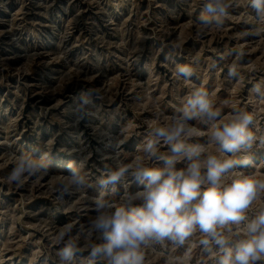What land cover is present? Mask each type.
Instances as JSON below:
<instances>
[{
	"label": "rangeland",
	"instance_id": "374dc122",
	"mask_svg": "<svg viewBox=\"0 0 264 264\" xmlns=\"http://www.w3.org/2000/svg\"><path fill=\"white\" fill-rule=\"evenodd\" d=\"M225 3L223 24L204 27L205 0H0V264H108L91 255L106 243L91 230L96 202L119 205L143 191L137 165L163 166L144 150L153 128L171 124L196 88L226 118L252 115L256 140L235 154V172L264 178V15L252 0ZM180 66L192 69L189 79ZM188 124L187 142L205 143L211 124ZM157 148L169 151L163 141ZM22 157L39 169L9 180ZM120 168L119 181L101 183ZM260 208L264 194L245 221L220 229L226 248ZM69 241L73 256L63 260ZM138 251L142 264H220L224 255L198 228L182 244L152 237Z\"/></svg>",
	"mask_w": 264,
	"mask_h": 264
},
{
	"label": "clouds",
	"instance_id": "9594fccd",
	"mask_svg": "<svg viewBox=\"0 0 264 264\" xmlns=\"http://www.w3.org/2000/svg\"><path fill=\"white\" fill-rule=\"evenodd\" d=\"M252 4L259 15H264V0H252ZM226 8L225 0H205L207 14L201 15L198 22L204 27L214 24L220 27ZM178 75L189 79L192 69L180 66ZM179 112L173 116L171 124L153 128V139L144 146L145 152L162 161L163 166L137 165L135 175L144 185L143 191L126 197L119 205L102 199L96 202L97 215L91 222V230L100 233L106 243L93 246L91 255L102 256L108 264H142L144 257L138 251L141 242L155 237L170 238L182 244L198 228L224 248L220 264L264 262V208L256 211L248 221L243 237L236 241L234 248L225 247L227 237L220 230L227 228L231 232L230 225L245 221L247 211L264 194V178L235 172L241 164L235 154L251 148L256 140L249 129L252 115L234 112L226 118L203 88L193 89ZM196 117L211 124L203 144L187 142L192 131L188 121ZM161 141L169 146L167 154L158 152L157 145ZM185 160L186 166L177 169L176 164ZM243 163L249 161L246 159ZM38 169L35 160L22 157L9 180L20 181L23 173L32 174ZM126 170L120 168L112 172L101 183L119 181ZM229 176H232L230 183L226 182ZM71 179L73 183L84 182L75 168ZM71 229L72 225H67L59 233V239L63 240ZM202 243L207 245L209 241L205 239ZM73 252V244L69 241L59 255L63 260H70Z\"/></svg>",
	"mask_w": 264,
	"mask_h": 264
}]
</instances>
